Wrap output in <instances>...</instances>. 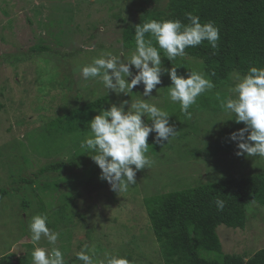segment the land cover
<instances>
[{"label":"rangeland","instance_id":"1","mask_svg":"<svg viewBox=\"0 0 264 264\" xmlns=\"http://www.w3.org/2000/svg\"><path fill=\"white\" fill-rule=\"evenodd\" d=\"M164 1L0 0V189H8L0 200V257L32 252L28 225L32 216L41 214L48 217L47 224L57 225L54 231L60 235L55 247L64 253L66 264H82L75 253L85 243L94 246L97 262L108 253L126 258L130 264H165L146 198L227 177L264 173V159L236 155L237 142L230 135L245 125L219 106L220 100L231 95L236 73L204 93L208 103L203 104V95L199 96L189 109L191 119H186L179 104L168 97L171 81L166 72L148 98L142 96L143 85L129 95L111 91L107 95L99 78L85 80L74 71L103 52L130 55L131 50L120 49L122 28L134 21L138 8H162ZM39 45L50 50L38 52ZM174 66L185 78L189 70L205 74L203 65L192 59ZM132 71L135 74L134 68ZM140 95L169 113L177 134L170 142L158 144L155 151V133L149 135L146 155L153 163L137 172V183L126 192L111 190L100 179L95 162L86 165L87 171L65 165L57 172L37 174L46 163L66 162L74 156L81 163L93 154L80 146L86 137L71 140L69 135L47 147L42 136L50 137L47 122L103 96L108 97L110 107ZM142 119L151 124L146 117ZM223 129L231 130L230 135L224 136ZM67 192L79 193L73 203L84 214V221L74 214L72 205L64 204ZM24 201L30 205L23 207ZM65 207L70 209L63 212ZM217 232L222 252L204 251L207 257L221 259L227 253L251 257L264 248V206L248 203L244 229L220 225ZM38 246L53 247L43 237Z\"/></svg>","mask_w":264,"mask_h":264},{"label":"clouds","instance_id":"2","mask_svg":"<svg viewBox=\"0 0 264 264\" xmlns=\"http://www.w3.org/2000/svg\"><path fill=\"white\" fill-rule=\"evenodd\" d=\"M185 15L188 24L179 19H152L135 26V49L130 55L124 57L123 54L103 52L89 64L78 65L74 71H78L85 80L99 78L107 95L109 91L118 96L121 93L129 95L133 88L143 85L142 96L148 98L152 97L153 89L161 84V76L166 72L171 81L167 87L170 101L178 103L185 118L191 119L189 109L201 94L215 85L202 72L189 70L185 78L177 74L175 66L163 68L161 50L172 62L177 57H183L186 48L197 47L204 41L215 50L220 36L213 22L201 23L197 15ZM229 92L231 95L220 100L219 106L224 112L234 115L237 123L245 125L230 135V139L237 142L239 150L236 155L264 159V67L252 66L243 76L235 74ZM142 96L136 100H124L119 105L111 104L106 110L101 108L99 114L88 122L90 134L80 145L94 153L89 156L101 170L100 179L117 193L126 192L135 185L137 172L152 165L153 161L146 155L151 133H155L153 140L157 144L170 142V138L177 134L169 121V113ZM142 117H146L151 124ZM214 202L218 211L224 210L223 199L215 197ZM47 223L46 215L37 214L32 216L28 225L34 245L32 264H66L64 253L55 247L60 234L50 229ZM42 237L53 245L50 250L38 246ZM75 256L82 264H130L126 258L108 253L103 260L94 261L95 248L87 243Z\"/></svg>","mask_w":264,"mask_h":264},{"label":"trees","instance_id":"3","mask_svg":"<svg viewBox=\"0 0 264 264\" xmlns=\"http://www.w3.org/2000/svg\"><path fill=\"white\" fill-rule=\"evenodd\" d=\"M140 1L151 3L152 0ZM164 4L162 8H138L134 21L122 28L120 39L122 52L130 53V50L135 49V26L152 19H179L183 24H188L185 14L192 13L200 18L201 23L211 21L219 29L218 47L213 50L208 42L204 41L197 47L186 48L185 55L177 57L172 62L166 59L161 50L164 67L177 66V63L186 58L200 62L215 88L233 73L243 76L252 66L264 67V0H165ZM153 43L155 45V42ZM35 50L42 52L50 48L39 45ZM201 95V102L208 103V96L204 98V94ZM198 101L197 98L196 103ZM108 105V97L103 96L77 105L64 115L47 122L46 130L50 137L42 134L47 147L57 144L62 141L60 139L69 135L71 136L68 138L71 140L87 137L88 122L99 114L101 108L108 109ZM230 132L229 129L221 130L224 136L230 135ZM157 145L156 143L152 146L153 151L156 150ZM83 151L87 153L88 150ZM87 156L88 160L81 163L75 159V156L66 162L59 160L46 163L37 174L57 172L65 165L87 171L86 165L89 163L94 165V161L89 155ZM7 193L8 189H0V200ZM66 195L68 201L64 204L72 205L71 209H75L73 213L84 221V214L78 213L73 203L79 193L67 192ZM215 197L225 201L223 211L217 210ZM250 202L264 206V173L254 172L248 176L227 177L146 198L149 219L165 264H264V248L249 258L227 253L223 254L221 259H216L209 258L204 253V251L222 252V243L217 232L220 225L235 229L246 227L247 206ZM28 205H30L28 202H23V207ZM67 209L70 207H65L62 211L65 212ZM47 226L53 230L57 227L56 224L51 223ZM31 258L29 251L20 255L9 254L0 257V264H30Z\"/></svg>","mask_w":264,"mask_h":264}]
</instances>
